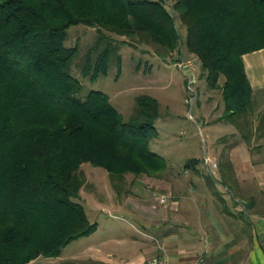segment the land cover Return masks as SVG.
Listing matches in <instances>:
<instances>
[{
	"label": "trees",
	"instance_id": "1",
	"mask_svg": "<svg viewBox=\"0 0 264 264\" xmlns=\"http://www.w3.org/2000/svg\"><path fill=\"white\" fill-rule=\"evenodd\" d=\"M165 2L0 0V264L59 257L69 243L96 232L97 223L72 200L86 182L83 164L104 168L113 179L154 176L166 166L150 148L161 114L157 99L139 96L124 122L104 92L79 97L82 84L72 73L79 47H65L70 27L98 29L78 63L96 81L111 61L121 71L114 36L171 57L180 44L178 18L209 88L222 90L230 114L246 117L235 122L240 130L250 125L253 87L243 56L264 49V0H176L172 10ZM193 164L198 161L187 167ZM221 169L234 188L232 165Z\"/></svg>",
	"mask_w": 264,
	"mask_h": 264
},
{
	"label": "rangeland",
	"instance_id": "2",
	"mask_svg": "<svg viewBox=\"0 0 264 264\" xmlns=\"http://www.w3.org/2000/svg\"><path fill=\"white\" fill-rule=\"evenodd\" d=\"M175 1L166 0L168 9L172 10ZM176 26L180 44L167 60L160 57L152 45L114 36L123 60L121 71L117 63L111 61L108 74L101 75L96 81L85 78L78 63L84 60L99 37L98 29L79 24L68 30L65 47H79L72 73L82 84L81 99L91 91L104 92L124 122L134 115L139 96L148 95L159 101L161 114L155 122L157 136L151 140L150 148L163 158L166 166L164 172L153 177L129 173L123 179H113L104 168L83 164L81 170L86 182L80 195L72 200L83 206L89 220L97 223L98 230L69 243L59 257H41L30 264H61L69 260L78 264H127L113 255L115 242L121 241L123 250L120 252L126 249L130 252L129 248H132L134 255L140 248L134 240L144 241L145 237L140 233L138 217L123 206L124 198L135 192V186L142 191L151 183L159 190L169 188L172 172L192 171L195 174L206 171L211 177L205 162L209 156L217 161L219 171H222L225 164L232 165L230 158L236 155L239 168L264 187V49L243 56L253 87V111L247 117L250 125L240 130L235 122H243L246 117L230 114L222 90L209 88L207 72L186 47L185 25L177 18ZM173 59L177 61L175 64ZM187 69L192 70L190 79L185 74ZM224 81L221 78V86ZM193 160L198 164L187 167ZM230 189L246 203L235 188ZM156 198L160 203V195ZM156 198L150 195L151 202L158 203ZM205 244V241L201 243V249ZM158 246H162L161 242Z\"/></svg>",
	"mask_w": 264,
	"mask_h": 264
},
{
	"label": "crops",
	"instance_id": "3",
	"mask_svg": "<svg viewBox=\"0 0 264 264\" xmlns=\"http://www.w3.org/2000/svg\"><path fill=\"white\" fill-rule=\"evenodd\" d=\"M230 160L234 188L246 203L231 191L218 164V181L206 171H186L170 173L169 188L159 190L151 183L142 191L135 186L123 206L138 217L145 239L134 240L140 247L134 255L132 248L120 252L123 245L116 241L115 258L127 264H149L160 254L157 243L161 242L171 264H264V187L239 168L236 155ZM150 195H160V203L158 198V203L151 202ZM165 196L167 200L161 202Z\"/></svg>",
	"mask_w": 264,
	"mask_h": 264
},
{
	"label": "built area",
	"instance_id": "4",
	"mask_svg": "<svg viewBox=\"0 0 264 264\" xmlns=\"http://www.w3.org/2000/svg\"><path fill=\"white\" fill-rule=\"evenodd\" d=\"M170 6V5H169ZM172 9V7H171ZM177 21V19H176ZM187 72L185 73L189 79H190V76H192V70L191 69H187L186 70ZM205 162L206 164L208 165V167L210 168L211 172V177H213L216 181H218V178H216V175H215V169H217V162L214 161L211 157H207L205 159ZM167 200L166 197H161V202H165ZM161 249V252L159 255L153 257L151 260H150V264H171V261H170V258H169V255H168V251L160 246L159 247Z\"/></svg>",
	"mask_w": 264,
	"mask_h": 264
}]
</instances>
